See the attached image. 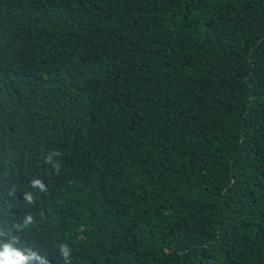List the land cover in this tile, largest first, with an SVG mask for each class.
Listing matches in <instances>:
<instances>
[{"label":"trees","instance_id":"trees-1","mask_svg":"<svg viewBox=\"0 0 264 264\" xmlns=\"http://www.w3.org/2000/svg\"><path fill=\"white\" fill-rule=\"evenodd\" d=\"M5 244L264 264V0H0Z\"/></svg>","mask_w":264,"mask_h":264},{"label":"clouds","instance_id":"clouds-1","mask_svg":"<svg viewBox=\"0 0 264 264\" xmlns=\"http://www.w3.org/2000/svg\"><path fill=\"white\" fill-rule=\"evenodd\" d=\"M33 184L40 185V181H34ZM40 186L43 187V185ZM28 198L31 199V196H29ZM28 220L30 221L31 217H29ZM62 249L64 251V254L67 255L68 249L63 246ZM33 258L39 259V257L24 256L19 250L13 248L9 244L0 246V264H27V261ZM41 264H46V262L41 260Z\"/></svg>","mask_w":264,"mask_h":264}]
</instances>
